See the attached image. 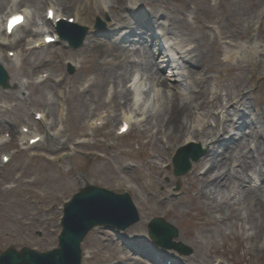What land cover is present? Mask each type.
Masks as SVG:
<instances>
[{"label":"rangeland","instance_id":"obj_1","mask_svg":"<svg viewBox=\"0 0 264 264\" xmlns=\"http://www.w3.org/2000/svg\"><path fill=\"white\" fill-rule=\"evenodd\" d=\"M16 1L0 5L1 29L7 13L30 9V19L16 30L13 43L1 47L9 85L0 86V137L9 132L10 138L0 142V154L12 159L0 162V252L9 246L17 251L57 246L63 202L90 183L127 191L140 219L123 230L93 227L81 242L84 253L91 251L81 264H155L158 252H166L164 259L176 256L193 264H264V0H209L208 10L194 0H124L127 9L148 12V19H154L147 31L153 40L144 33L132 36L128 56L120 57L124 69L118 64L112 68L116 74L126 68L134 74L124 82L128 87L143 82L152 115L163 114L172 101L186 105L183 126L172 136L167 126L142 123L135 113L131 130L116 135L124 115L122 100L113 97L125 95L126 87L115 90L113 77L102 78L109 71L89 47L99 43L107 50L122 45L113 38L129 36L131 29L115 18L122 14L116 2L97 0L88 6L86 0H42L35 10L26 1L15 6ZM50 2L66 14L82 11L77 23L88 31L79 47L60 39L40 48L26 43L29 32L36 30L39 40L41 33L53 30L45 19ZM129 10L123 14L136 21ZM96 16L104 28L93 29ZM240 48H249L248 53ZM7 49L19 51L16 61ZM146 60L151 74L155 77L157 71L165 84L156 87L155 79L134 66ZM43 72L48 75L40 77ZM60 105L66 114L62 119ZM36 110L45 114L44 122L34 119ZM107 112L105 124L97 126L95 119ZM23 124L46 135L45 140L22 149L12 133ZM81 139L79 146L74 144ZM189 142L204 153L197 161L189 158L190 170L175 176L172 156ZM217 146L228 150L227 162L210 172L208 152ZM212 177L222 184L213 186ZM157 216L176 228L174 240L190 252L163 249L150 239L147 225ZM136 244L144 246L141 254L133 251Z\"/></svg>","mask_w":264,"mask_h":264},{"label":"water","instance_id":"obj_2","mask_svg":"<svg viewBox=\"0 0 264 264\" xmlns=\"http://www.w3.org/2000/svg\"><path fill=\"white\" fill-rule=\"evenodd\" d=\"M98 21L96 26H100ZM73 28V32L69 29ZM62 37L72 47H78L86 34L85 28L60 24ZM0 85L8 86V75L0 65ZM178 149L173 158V173L183 175L190 170L191 160L196 161L204 153L200 146L189 143ZM138 213L127 194H114L104 188L87 185L73 199L65 204L62 218L63 230L59 237L60 248L52 252L38 253L24 248L22 252L8 249L0 254V264H79L80 242L94 225L124 228L137 221ZM154 242L162 247L176 248L182 253L191 249L172 239L177 236L174 226L160 218H154L148 225Z\"/></svg>","mask_w":264,"mask_h":264},{"label":"bare ground","instance_id":"obj_3","mask_svg":"<svg viewBox=\"0 0 264 264\" xmlns=\"http://www.w3.org/2000/svg\"><path fill=\"white\" fill-rule=\"evenodd\" d=\"M10 1H14V0H10ZM29 2L30 6H32L35 10H39L41 8V2L42 0H17L16 2H14V5L16 6L17 4H19L20 2ZM63 1V0H61ZM209 0H194V3L196 4V6L198 8L204 9V10H208V7L206 8V4L208 3ZM116 2V4L119 5L122 14H120L119 16H116V20L118 21V24H120L121 26H125L127 29H131L130 33H128L129 36H127L126 38H122V37H118V38H113L115 40L118 41V43H122V45H117L115 44L114 47L110 48V49H102L98 44H93V45H89V47L94 51V54L99 58V65H104V67L109 71V72H103L102 73V78L107 77V75H110L107 79V81L112 78L113 84H114V89L117 90V88L121 85V87H126V94L125 95H117L114 96L113 99L115 101V99L117 97H119L122 101V113L124 115V120L129 123L131 121L130 118V114H137L138 116H141L142 119V123L147 122L150 123L151 126L155 125L156 127L163 126L166 128H169V134L168 136H172L174 133H176V131L178 130V128L182 127L181 126V116H182V111L184 110V108L186 107L185 104L180 105L174 101L170 102V104L168 105V107L164 110L163 114H151L148 111V107L147 104L150 101V94L145 92V86L143 85V82L139 81L138 83H136V85L133 83L132 87L129 85H126L124 82L125 80L131 79L133 77L134 74L130 73L128 68L125 69L124 72H120L117 73L115 72V69L112 68V66L114 64H118V67H120V69H124V63L122 61H120V57L121 56H128V50L127 47L129 46V44H132V40H130V38L132 36H136V34H142L144 33L146 36H148V40L151 39L153 40L152 34L151 33H147V31L151 30L150 26H153L155 24L154 19H148V12H141L139 11V9H136V11H132L127 9L126 7H124V0H113L112 4H114ZM3 4V0H0V5ZM206 8V9H205ZM109 12L112 13V9L111 7L109 8ZM125 10H129V12L132 14V17H136V21H132V19L130 18V16H126L123 14V11ZM58 15L60 14H64L57 12ZM82 13V11L79 12L78 16H77V21L82 20L80 16V14ZM135 23V24H134ZM21 26V25H20ZM136 26L134 29H138V30H132V27ZM20 28L19 26L16 27V30ZM99 30V29H96ZM116 30H121L119 29V27H116ZM36 33H38L36 30L33 32H29L30 38L28 39V41H30L33 37L37 36ZM109 34H111V36H116L117 34L115 33H110L107 32ZM142 38H146V37H142ZM36 40H33V42H35ZM127 42L128 45L123 44V42ZM140 43L142 46L146 44L145 40L140 39V41L138 42ZM3 41H2V37L0 40V46H3ZM146 46V45H145ZM249 48H240V51L242 52H247L248 53ZM258 48L255 49V52L258 53ZM239 53V52H238ZM250 56V54H249ZM11 59V58H10ZM118 61V63H116L115 61ZM141 62V61H139ZM0 64L4 67H6L2 61L0 60ZM150 61L146 60L144 63L138 64L134 62V66L135 67H139L142 69L143 72L147 73L148 76L152 79L156 80V87L158 85H160L161 83L165 84V80L161 79V77L158 76L157 71H155L156 76L154 77L151 74V67H150ZM99 66V67H100ZM130 73V74H129ZM161 79V80H160ZM131 87V88H130ZM154 89V88H153ZM153 104V102H152ZM118 105L116 104L115 107H117ZM120 108V109H121ZM119 110V109H118ZM59 113H63V109L59 108ZM108 115V112L106 113V116ZM45 117V115L43 114V118ZM150 120V121H149ZM152 120V121H151ZM164 128V130H165ZM158 132V131H157ZM199 135H202L199 134ZM217 139H212L211 140V144L213 145L212 147H214V143ZM219 142V139H218ZM223 141H221V144ZM221 146V145H220ZM220 146H217L215 148H211L208 152L207 158L209 157V161H208V166H207V170L210 172L213 171V169H218L219 167H223L226 162H227V157H225V154L228 153V150L226 149V152L224 153L223 151H220L222 149H220ZM205 157V156H204ZM202 158V161H206L207 158ZM222 163V165H221ZM125 168V167H124ZM207 173V171L205 172ZM212 181V185L213 186H220V184H222L223 180H219V178L216 177H212L211 180ZM122 185V183H120ZM263 207H262V211H263ZM261 210V207H260ZM91 254L90 250H86L85 251V255H84V261L86 258H88ZM161 257L164 259V257L166 256V252L161 253L160 254ZM174 255V254H171ZM175 256V255H174ZM169 259V258H168ZM173 259V258H172ZM182 262H184L182 260L181 257H176L175 259L172 260V264H182ZM183 264H193L191 262H184Z\"/></svg>","mask_w":264,"mask_h":264},{"label":"snow or ice","instance_id":"obj_4","mask_svg":"<svg viewBox=\"0 0 264 264\" xmlns=\"http://www.w3.org/2000/svg\"><path fill=\"white\" fill-rule=\"evenodd\" d=\"M51 15V11L49 12ZM23 22V17L22 16H13L10 18L9 25H8V30L11 31L14 24L22 23ZM123 130V129H122Z\"/></svg>","mask_w":264,"mask_h":264}]
</instances>
